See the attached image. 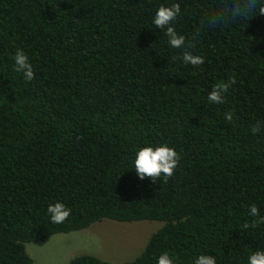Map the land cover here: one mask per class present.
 <instances>
[{
    "label": "trees",
    "instance_id": "16d2710c",
    "mask_svg": "<svg viewBox=\"0 0 264 264\" xmlns=\"http://www.w3.org/2000/svg\"><path fill=\"white\" fill-rule=\"evenodd\" d=\"M243 3L0 0V264H35L28 244L106 220L163 226L133 261L70 264H157L163 253L247 264L264 250V222L254 223L264 217V15H233ZM174 4L180 49L152 22ZM17 50L32 81L15 69ZM185 52L203 63L184 64ZM218 85L224 102L210 104ZM165 143L179 154L175 174L140 180L136 152ZM57 202L70 209L62 224L47 214Z\"/></svg>",
    "mask_w": 264,
    "mask_h": 264
},
{
    "label": "clouds",
    "instance_id": "9594fccd",
    "mask_svg": "<svg viewBox=\"0 0 264 264\" xmlns=\"http://www.w3.org/2000/svg\"><path fill=\"white\" fill-rule=\"evenodd\" d=\"M252 8H257L255 0H248L247 6L245 0L242 7L232 8L233 15H239L241 11H248ZM259 15H264V6L257 8ZM181 9L179 4L172 6H161L156 10L153 17V24L156 28L161 30L167 29L166 35L168 37V45L172 48L180 49L185 45V37L178 35L170 25L175 21L176 17L180 15ZM183 63L191 64L193 66L203 63V58L194 56L191 53L185 52L183 54ZM15 69L18 72H22L26 81H32L34 72L32 65L29 61V57L22 50H17L13 57ZM226 91L225 85H218L208 95V102L210 104H220L224 102L223 94ZM225 119L232 120V114L226 113ZM260 130L259 126L252 129L253 133ZM179 161V154L177 151L170 147L168 144H160L156 146L148 145L140 148L133 161V167L137 177L140 180L145 178H157V177H172L175 174V170ZM249 213L252 217L259 216V209L257 206H251ZM47 214L50 221L53 224L64 223L70 215V209L64 204L57 202L55 204H49L47 208ZM264 222V217L254 223ZM248 227L247 224L244 225ZM157 264H174L172 256L168 253H163L157 258ZM194 264H217V260L211 255H199L196 257ZM247 264H264V250H257L249 255Z\"/></svg>",
    "mask_w": 264,
    "mask_h": 264
},
{
    "label": "rangeland",
    "instance_id": "374dc122",
    "mask_svg": "<svg viewBox=\"0 0 264 264\" xmlns=\"http://www.w3.org/2000/svg\"><path fill=\"white\" fill-rule=\"evenodd\" d=\"M162 226L159 222L120 224L106 220L83 231L28 244L27 251L35 264H70L80 255L125 263L138 258Z\"/></svg>",
    "mask_w": 264,
    "mask_h": 264
}]
</instances>
